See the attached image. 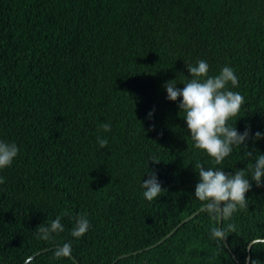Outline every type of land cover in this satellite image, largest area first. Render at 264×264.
<instances>
[{
  "label": "trees",
  "instance_id": "1",
  "mask_svg": "<svg viewBox=\"0 0 264 264\" xmlns=\"http://www.w3.org/2000/svg\"><path fill=\"white\" fill-rule=\"evenodd\" d=\"M201 59L209 75L227 65L238 77L229 88L244 103L229 123L264 131V0H0V139L20 148L0 172V264L45 250L27 264H264V242L248 252L264 240V186L254 183L248 207L221 225L205 208L145 251L206 206L194 198L195 164L233 173L249 163L234 149L215 165L166 99L163 85L183 88ZM248 144L264 153V140ZM148 170L164 190L152 202L140 187ZM81 214L91 227L76 239ZM57 216L65 230L39 239ZM66 242L77 263L56 256Z\"/></svg>",
  "mask_w": 264,
  "mask_h": 264
},
{
  "label": "clouds",
  "instance_id": "2",
  "mask_svg": "<svg viewBox=\"0 0 264 264\" xmlns=\"http://www.w3.org/2000/svg\"><path fill=\"white\" fill-rule=\"evenodd\" d=\"M190 78L183 83V88L177 87V80L168 81L163 85L166 99L177 102L180 113L187 126V132L193 142V147L200 150L215 165L219 166L230 157L234 149H239L249 163L245 170H234L227 173L222 167H205L203 163L195 164L198 171V183L195 185L194 198L206 205L210 216L218 222L230 219L236 212L248 207L246 194L256 187L264 186V153L249 150L248 141L253 144L264 140V131L254 134L250 128L243 132L238 131L236 124L229 123L241 111L244 97L229 88L238 86V77L232 67L225 65L217 75H209V64L206 60H198L195 66L187 65ZM179 113V114H180ZM155 114L153 109L148 113L149 119ZM105 133L111 131L109 123H103ZM109 141L106 136L97 137V144L104 149ZM20 152L19 146L12 141L0 139V172L11 167ZM155 160L150 157L149 161ZM147 179L141 180L143 198L152 202L160 198L162 190L158 175L148 172ZM144 175V176H145ZM143 176V177H144ZM6 183L0 176V185ZM67 214V211L64 215ZM62 216H57L48 225L38 227V238L41 240L53 239L54 235L62 233L64 225ZM91 224L86 214L77 215L70 235L73 238H82L90 229ZM231 227V225H230ZM210 238L220 243L226 238L221 227L210 230ZM71 242H66L56 251L57 257L70 256ZM253 264H257L253 261Z\"/></svg>",
  "mask_w": 264,
  "mask_h": 264
},
{
  "label": "water",
  "instance_id": "3",
  "mask_svg": "<svg viewBox=\"0 0 264 264\" xmlns=\"http://www.w3.org/2000/svg\"><path fill=\"white\" fill-rule=\"evenodd\" d=\"M206 208V206L205 207H203V208H201L199 211H197L195 214H193V215H191L190 217H188V218H186L185 220H183L171 233H169L164 239H162L161 241H159L158 243H156V244H154V245H152V246H150V247H148V248H146L145 249V251H148V250H151V249H154V248H156L157 246H159L161 243H163L166 239H168L171 235H173L175 232H176V230L179 228V227H181L183 224H185L186 222H188V221H190V220H192L194 217H196L200 212H202L204 209ZM220 223V225H221V223H222V221H220L219 222ZM224 243H225V246L227 247V249H229V251H230V253L233 255V253H232V251L230 250V248H229V245L227 244V242H226V240L225 239H223L222 240ZM259 242H264V240H256V241H253L250 245H249V247H248V252H250V250H251V248H252V246L254 245V244H256V243H259ZM59 248H61V247H59ZM144 250H140V251H138V252H135V253H133L134 255H136L137 253H141V252H143ZM45 252H47V250H45V251H41V252H39V253H37V254H35V255H33L29 260H27L24 264H27L28 262H30L31 260H33L34 258H36L37 256H39V255H41V254H43V253H45ZM128 256H130V255H124V256H121V257H119V259L118 260H120V259H123V258H126V257H128ZM73 261H75L76 263H77V261L70 255L69 256ZM234 257V256H233ZM117 260V261H118ZM249 262H250V256H248V258H247V262H246V264H249ZM78 264V263H77ZM115 264V263H114Z\"/></svg>",
  "mask_w": 264,
  "mask_h": 264
}]
</instances>
